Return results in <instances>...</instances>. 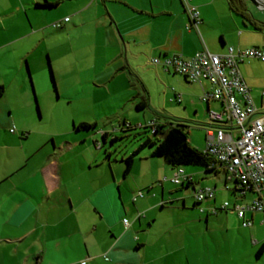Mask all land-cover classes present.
<instances>
[{
  "label": "crops",
  "instance_id": "0c3cea01",
  "mask_svg": "<svg viewBox=\"0 0 264 264\" xmlns=\"http://www.w3.org/2000/svg\"><path fill=\"white\" fill-rule=\"evenodd\" d=\"M228 2L0 0V86L4 88L0 99V264H84L85 261L94 264L101 255L127 264L129 256L137 257L145 250V245L131 231L141 227L143 219L148 221L144 213L149 214L158 206L153 202L156 196L145 201L143 192L149 193L156 181L162 208L164 185L157 180L160 174L149 173L150 169L144 165L154 158L151 151L141 156L142 150L124 175V163L117 166L113 154L105 148L107 138L113 134L112 145L119 138L116 133L127 132V125L135 130L133 134L148 125L147 115L142 120L136 117L134 120L130 115L141 111L137 106L144 101L147 107L143 110L151 109L147 81L164 88L160 94L165 99L169 95L165 87H171L173 98L169 103L182 104L185 111L190 109L195 114L200 107L196 99L210 92L207 83H188L180 75L154 66L152 59L170 56L189 59L204 50L223 55L229 47L258 48L264 52V25L258 24L255 29L244 23L230 10ZM257 3L264 5V0ZM186 5L195 7L199 13L198 30L190 26ZM252 15L253 21L264 23V13ZM65 19L68 21L64 22ZM54 23L60 27L54 29ZM70 56L74 59L68 68L66 61ZM46 60L48 64L62 66L61 81H75L63 89V97L81 102L87 121L82 118L78 123L94 128L79 129L72 119L70 130L39 132V139L31 142L32 89L27 81H31V69L42 72ZM250 62L241 64L251 65ZM239 72L247 86L249 76L240 69ZM252 100L259 111L258 101ZM202 105L206 114L221 109L213 101ZM260 108H264V102ZM35 110L40 120L37 105ZM160 111L153 110L155 118L151 122L156 119L163 124L162 117L173 116L168 109ZM18 115L22 119H17ZM211 127L216 125L211 123ZM141 143L140 139L136 140L133 151ZM167 167L170 171L160 169L161 174L173 178L181 172L190 182L180 185L181 189H195L194 178L200 172L187 167ZM201 170L200 182L209 181L205 185L199 183L200 186L214 190V198L198 207L206 214V223L209 213H217L218 194L225 198L228 192L235 198L233 212L235 206L253 200L250 193L239 195L235 181H228L220 166L208 172ZM139 193L143 194L142 199L138 198ZM179 201L181 208L170 209L186 211L185 200ZM172 202L173 199L167 201ZM195 208L193 204L192 209ZM221 211H224L222 207ZM260 216L247 213L246 219L252 221L253 227ZM119 222L125 232L121 230L117 236L114 231L120 227ZM259 225L262 226L261 220ZM101 231L110 234V238H103ZM258 243L260 246L264 240L253 241Z\"/></svg>",
  "mask_w": 264,
  "mask_h": 264
},
{
  "label": "rangeland",
  "instance_id": "374dc122",
  "mask_svg": "<svg viewBox=\"0 0 264 264\" xmlns=\"http://www.w3.org/2000/svg\"><path fill=\"white\" fill-rule=\"evenodd\" d=\"M245 6L255 15L261 13L249 3H246ZM263 39L264 37H262V40ZM73 59V56L67 59L66 66H68V68L71 66ZM247 61H252L250 62L251 65L247 63L245 65L241 64L239 65V69L242 74L249 76L250 81H246L247 87L251 91V96L254 101H258L259 113L264 114V108H260L261 103L264 101V65L259 64L258 61L255 60ZM61 67L54 62L48 64V60H46L43 64L42 72H40V69L32 68L31 71L29 69L31 81H27V83L30 84L29 86H31V89L33 88V90H31V142L39 139V136H37L39 132L70 130L72 128V119L75 120L76 126L82 118L87 121L84 117V111L86 109L83 107V104L78 100H66L63 97V89L67 86L70 87L75 81H61ZM51 77H53V81H50ZM147 82L150 90V93H147V98L150 101L151 109H149V107L148 109L136 113L132 112L130 113L132 118L134 120L136 118V120H138V118L142 120V116L145 114L151 122V120L155 118L153 110L161 112L160 110L168 109L172 112L170 113L171 116L173 114L172 117H167L168 119L181 122L187 127L189 144L193 148L205 151L207 142L206 130L211 128V122L208 114H206L205 106L202 105L200 100L196 99V104L200 105L197 109V114L190 109L185 111L182 104L177 105L173 103L174 106L181 108L178 111L177 108L171 105L172 103H169L173 98L171 87H165L166 93L170 95V97L168 95L165 99L164 95L160 94L163 92L162 89L164 88L157 86V83ZM36 105L38 107L40 120L35 110ZM162 118L164 120V117ZM17 119L22 118L18 115ZM91 119L94 118L91 117ZM163 120L161 119L162 122H164ZM150 122H148V124ZM117 124L118 123L115 125L117 126ZM137 131H139L137 134H133L135 130L127 131L124 135L116 133L119 138L112 145H110V140L113 134L107 138L105 148L111 151L113 154L112 160H116L117 166L119 165V167H122V161L133 152V146L136 140L138 141L141 136H143L142 139L145 137L152 138L149 133L144 132L143 129ZM101 141L102 139L99 137L98 143ZM103 154L104 149L100 153L101 157H103ZM141 154V156L149 155L150 150H143ZM145 163L144 165L150 169L149 173L153 175L157 173L160 174V178L157 180L164 185L163 187L165 189L163 196L165 203L161 208L160 187L156 181L150 186L152 190H150L149 193L146 191L143 192L146 194L145 201L147 198L152 199V196H156L153 202L158 206L153 208L149 214L144 213L148 221L144 222L145 219H143L141 221V227H137L136 230L131 231L132 236L139 238L141 243L145 245V250L142 251L141 254H138L137 257L129 256V263L127 264H264V255L260 259H256L255 257L259 243L253 244V241L261 242L264 240V225H259L263 217H256L254 226L244 229L241 226L240 220H238L236 212L232 211L235 198L227 192L225 198L219 197V194L216 196L218 206L216 208L217 213H209L208 223H206V214L201 213L200 209H198V207L203 206V204L205 205L206 202H197L194 199L193 191L181 189L180 185L174 186L170 184V179L172 177L161 174L164 170L170 171L161 159L151 158ZM160 169L162 171H160ZM187 169L200 172V176L194 178V183L196 184L194 189L195 192L206 189L207 187H201L199 184L205 185L209 181L205 180L200 182L203 171L191 167H187ZM170 199H173L174 202L167 203ZM181 199H184L186 202V211L171 210L170 207L181 208L182 203L179 201ZM117 202L120 205V199L117 198ZM224 202L231 206L227 211H221ZM193 204H196L195 209H192ZM118 224L120 227L114 231L117 236H119V232L123 230L122 224L120 222ZM123 231L125 232V230ZM100 234L103 238L110 236V234L105 233V231H101ZM95 259L97 261L94 264H121L117 263L112 257H107V255H101ZM86 263L85 261L84 264Z\"/></svg>",
  "mask_w": 264,
  "mask_h": 264
},
{
  "label": "built area",
  "instance_id": "2783aa9c",
  "mask_svg": "<svg viewBox=\"0 0 264 264\" xmlns=\"http://www.w3.org/2000/svg\"><path fill=\"white\" fill-rule=\"evenodd\" d=\"M186 11L190 26L198 30V11L189 5H186ZM52 27L56 29L60 25L54 23ZM247 60L264 63V52L258 48L235 50L229 47L223 55H212L204 50L189 59L170 56L151 61L154 66H162L164 70L180 75L188 83H207L210 86V92L200 100L205 104L210 101L218 103L221 109L219 112L207 113L210 122L216 127L206 130L204 153L214 159L215 165L220 166L228 181L237 183L240 196L247 193L253 195L249 204L237 205L233 209L243 228L252 226V221L246 219L247 213L262 215L261 224L264 225V114L255 107L250 90L239 72V65ZM147 126L154 127V123ZM181 174L174 175L170 182L175 186L188 182L189 179ZM193 194L197 202L214 198L211 188L194 191ZM143 197L139 193L138 198ZM228 208L229 204L224 203L222 210L227 211ZM123 222L127 224L126 220Z\"/></svg>",
  "mask_w": 264,
  "mask_h": 264
},
{
  "label": "trees",
  "instance_id": "16d2710c",
  "mask_svg": "<svg viewBox=\"0 0 264 264\" xmlns=\"http://www.w3.org/2000/svg\"><path fill=\"white\" fill-rule=\"evenodd\" d=\"M228 3L230 10L240 16L244 23L251 25L255 29H257L256 26L258 24L264 25L263 23L253 21V18L247 11L243 1L229 0ZM3 95L4 88L0 86V99L3 97ZM146 107L147 103L144 101L137 106V109L143 110ZM152 122L154 123V127L146 126L142 128L144 132H148L152 138L145 137L142 139L143 136L140 137L142 143L123 162L125 165L123 172L124 175L129 173L133 164V160L144 149H149L151 151L152 157L161 159L167 166L172 168L193 167L201 168L206 172L214 169L216 166L214 159L206 155L204 151H199L189 144L187 127H185L181 122L170 119H164L163 124H159L156 119ZM77 128L92 129L94 128V125L79 124ZM130 130H132V128L127 125L126 131ZM186 183L188 185L190 184L189 181ZM263 255L264 243L259 246L255 257L256 259H260Z\"/></svg>",
  "mask_w": 264,
  "mask_h": 264
},
{
  "label": "water",
  "instance_id": "95a60500",
  "mask_svg": "<svg viewBox=\"0 0 264 264\" xmlns=\"http://www.w3.org/2000/svg\"><path fill=\"white\" fill-rule=\"evenodd\" d=\"M243 1L245 4L249 3L250 5H252L255 9H257L259 12L264 13V5L259 4L257 2H260L261 0H241ZM247 8V7H246ZM247 11L249 12V14L251 15V17L254 19L252 13L247 9ZM258 22V21H257ZM262 23V22H259ZM264 24V23H263ZM33 90V88H32Z\"/></svg>",
  "mask_w": 264,
  "mask_h": 264
}]
</instances>
